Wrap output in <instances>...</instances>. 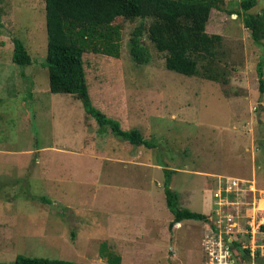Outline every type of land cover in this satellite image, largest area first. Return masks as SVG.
Returning a JSON list of instances; mask_svg holds the SVG:
<instances>
[{
    "label": "rangeland",
    "instance_id": "374dc122",
    "mask_svg": "<svg viewBox=\"0 0 264 264\" xmlns=\"http://www.w3.org/2000/svg\"><path fill=\"white\" fill-rule=\"evenodd\" d=\"M240 1L214 8L207 26L223 35L227 83L168 69L148 38L150 19L142 38L149 62L131 54L140 18L117 19L120 57L84 53L94 105L123 128H140L153 147L100 129L74 94L50 91L45 0L0 2V264L19 253L75 264H207L204 237L223 210L251 246L250 260L236 250L239 264H264V46L243 11L228 12ZM263 9L258 0L251 11ZM14 38L27 45L30 65L13 61ZM165 166L175 170L170 185L180 204L216 217L213 224L186 219L170 228ZM224 175L240 188L219 207L212 190ZM246 229L256 237L248 241Z\"/></svg>",
    "mask_w": 264,
    "mask_h": 264
},
{
    "label": "trees",
    "instance_id": "16d2710c",
    "mask_svg": "<svg viewBox=\"0 0 264 264\" xmlns=\"http://www.w3.org/2000/svg\"><path fill=\"white\" fill-rule=\"evenodd\" d=\"M257 2L241 0L240 9H229L228 12L240 16L243 11L241 17L253 41L264 46V9L251 11ZM45 3L48 33L45 67L50 91L74 94L82 101L85 112L97 119L100 129L110 127L121 140L135 146H155L145 138L140 128L125 129L118 120L108 117L94 105L83 58L85 52L91 51L120 57L122 25L117 23L118 18L142 20L131 38V54L137 62L147 63L151 59L149 48L142 39L144 21L150 19L148 38L158 51L166 54L168 69L229 82V62L225 60L227 50L223 35L207 31L212 10H227L224 8L225 0H45ZM13 61L21 66L33 62L27 45L20 38H14ZM258 72L261 91H264V57L258 63ZM174 172L165 166L164 191L167 205L174 215L170 228L186 219L213 224L211 214L180 204L179 194L170 185ZM261 230L264 231V224ZM231 247L235 252L240 250L244 259L250 260V250L242 247L240 242L234 241ZM14 264L75 263L64 258L19 253Z\"/></svg>",
    "mask_w": 264,
    "mask_h": 264
},
{
    "label": "built area",
    "instance_id": "2783aa9c",
    "mask_svg": "<svg viewBox=\"0 0 264 264\" xmlns=\"http://www.w3.org/2000/svg\"><path fill=\"white\" fill-rule=\"evenodd\" d=\"M224 176L219 177V179L217 180V187L212 190V197L216 199L215 204H218L219 207H221L222 205L218 200L220 198H224V194H231L232 192L236 193V191L240 188L239 182L232 179V177L229 178V176ZM230 200H232V197ZM215 214L216 217L218 216V218L216 219V223H214L216 229H209V232H207L204 237V246L206 248L209 258L207 264H239V260H242V258L232 249V243L234 241H237L241 243L242 247H247L250 249L251 246H246L244 243H242L241 237H238L237 232H235V229L231 227V223L234 221V218L225 217V214L227 215V212L224 210L221 213L215 212ZM258 216L261 215L259 214ZM259 221H263V217H261ZM239 223L240 221L238 222V225ZM235 224H237V222ZM249 224L252 228L253 222H249ZM239 231L243 233L244 229H239ZM256 232L257 231L254 229H252L251 232L246 229V234L249 237L248 241L251 237H256ZM261 233L264 235V231ZM232 252H234L236 255V261L232 257Z\"/></svg>",
    "mask_w": 264,
    "mask_h": 264
},
{
    "label": "water",
    "instance_id": "95a60500",
    "mask_svg": "<svg viewBox=\"0 0 264 264\" xmlns=\"http://www.w3.org/2000/svg\"><path fill=\"white\" fill-rule=\"evenodd\" d=\"M260 111V110H259ZM258 117H259V115H258ZM232 257L235 259V261H236V255H235V253L234 252H232Z\"/></svg>",
    "mask_w": 264,
    "mask_h": 264
},
{
    "label": "crops",
    "instance_id": "0c3cea01",
    "mask_svg": "<svg viewBox=\"0 0 264 264\" xmlns=\"http://www.w3.org/2000/svg\"><path fill=\"white\" fill-rule=\"evenodd\" d=\"M172 220H173V219H172ZM172 220H171V221H172ZM178 223H180V222H178Z\"/></svg>",
    "mask_w": 264,
    "mask_h": 264
}]
</instances>
